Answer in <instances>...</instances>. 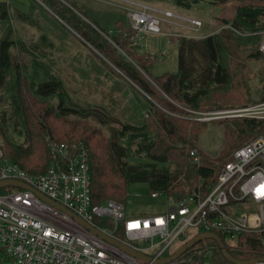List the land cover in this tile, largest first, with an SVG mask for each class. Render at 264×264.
Returning <instances> with one entry per match:
<instances>
[{
    "label": "trees",
    "instance_id": "1",
    "mask_svg": "<svg viewBox=\"0 0 264 264\" xmlns=\"http://www.w3.org/2000/svg\"><path fill=\"white\" fill-rule=\"evenodd\" d=\"M142 1L170 2L183 9L204 1L214 6L237 1L236 17L231 24L242 34L232 29L226 30L227 34L216 32L203 38L178 35V71L155 74L153 65L144 64V54L128 47L132 48L136 31L128 23L124 11H99L92 5L82 8L83 3L75 0L77 8L89 19L85 23L58 8L57 0L20 1L25 8H13L8 1L0 2V133L10 157L5 154L29 173L42 174L51 162L48 139L85 142L90 150L92 198L96 203L109 200L123 203L128 185L137 181L146 182L152 190L181 196L198 191L201 185L197 187L195 182L201 178L204 185L201 191L205 192L206 187L216 181L221 166L215 169L211 164H198L190 156L194 148L201 156L195 138L201 134L205 123L192 119L189 110L207 112L210 106L212 108L216 93L226 89L235 74L244 78L245 66L239 61L242 45L252 50V55L263 57L259 51L262 41L259 33L264 30V0ZM91 25V31L84 28ZM16 26L30 30L33 27L39 34L23 37L14 31ZM74 30L82 39L77 40L71 34ZM101 35L112 36L129 55L141 56L137 59L138 65L153 78L152 81L126 57L123 56L125 62L113 57L108 47L101 43ZM77 43L86 47V51L77 49L72 58L86 63L87 68L80 66V69L87 72L84 78L88 77V86L92 79L106 86L101 96L108 101L105 105L74 102L64 76L56 67V53L61 51L66 56L77 48ZM16 50L24 56L29 55L30 59H18ZM144 59L158 61L156 56ZM118 95L129 102L128 109L120 115L116 111L123 105L116 99ZM52 100L57 104H51ZM53 116L62 123H56ZM237 120L226 131L230 150L237 149L239 141L245 144L244 138L261 126L252 118ZM113 124L118 128H107L109 134L101 129ZM228 154L220 161L228 158ZM136 158L150 162L143 166L132 165L130 160ZM222 241L225 243L223 238ZM240 242L243 245V239ZM252 242L253 253L233 250L228 243L225 245L230 254L240 260L264 256L263 244ZM203 246L214 264H235L224 257L213 239L201 240L183 256L194 252L190 258L195 260L197 250ZM247 253L253 255L249 257Z\"/></svg>",
    "mask_w": 264,
    "mask_h": 264
},
{
    "label": "built area",
    "instance_id": "2",
    "mask_svg": "<svg viewBox=\"0 0 264 264\" xmlns=\"http://www.w3.org/2000/svg\"><path fill=\"white\" fill-rule=\"evenodd\" d=\"M122 2L136 31L133 43L143 36L166 34L176 44V36H196L204 26L199 20L148 2ZM166 22L184 32L166 31ZM259 35L263 39L259 51L264 58V30ZM155 54L162 59L169 50ZM189 113L200 122L252 118L261 126L249 142L237 147L223 162L216 181L205 192L199 188L178 196L152 190L151 198L165 197L170 206L165 213L149 216H128L125 202H93L90 150L83 141L48 139L51 162L45 173L35 175L7 157L0 144V181H22L32 188L0 187V264H160L159 260L174 254L196 235L211 232L233 249L240 247L241 239L248 251H255V240L264 246V101ZM190 156L196 163L202 162L198 149L194 148ZM123 246L151 260L135 256ZM204 246L197 250L195 264L207 252ZM182 257L165 264H193ZM255 264H264V260Z\"/></svg>",
    "mask_w": 264,
    "mask_h": 264
},
{
    "label": "rangeland",
    "instance_id": "3",
    "mask_svg": "<svg viewBox=\"0 0 264 264\" xmlns=\"http://www.w3.org/2000/svg\"><path fill=\"white\" fill-rule=\"evenodd\" d=\"M1 1L10 2L13 8H15V6L19 8H25L23 4H21L20 2V1L25 2V0H0V2ZM79 1L83 3L81 6L82 8L88 5H92L93 8L99 11L115 10V11L125 12V8H124L125 5L122 2V0H79ZM135 1H142V0H135ZM148 3L158 9L169 10L171 12L184 16L188 19L192 18L201 21L202 24L204 25L201 31L196 36L187 35L189 36L187 38H191V37L203 38L209 34L216 32L227 34L229 32H226V30H232L231 28H233V25L231 23L234 21L236 17L235 8L237 5V1L229 2L221 6L220 5L214 6L204 1V3L193 5L190 9L180 8L176 4L174 5L173 3L170 2L160 3L156 1H151ZM57 7L58 8L60 7L62 11H66L67 15H69L70 17L76 16L75 20L82 19L85 23L86 22L88 23L89 21V19L79 10V8H77L75 4V0H57ZM126 17L128 23L131 24L128 14ZM164 26H165L164 29L168 32H173L178 34L184 32L181 28L177 30V27L175 28V25L172 23L166 22ZM84 28L88 31H91L92 25L89 28L88 27L87 28L84 27ZM14 31L17 32V34H20L26 38H30L31 35L36 36L35 33H38V31L35 30L33 27L30 30L28 28L24 29V27L18 28L16 26V28H14ZM71 34L75 36L77 40L82 39L80 38L78 32H76L75 30L71 32ZM99 39L101 43H104L108 47L113 57H116L117 59L120 58L121 61H124V57H126V59L130 61L131 64H134L136 67L139 68V70L145 75L147 79L152 81L153 78L147 76L144 73V71L140 69L138 65L137 59L141 58V56L137 54H134V56H132L133 53H131L132 55H129L126 52L125 48L121 44H118V42H116L113 39V37L110 35H104L102 36V38ZM172 41L170 40L169 36L166 34L147 35L140 38V40L137 39L138 43L134 42L133 45L131 44L132 48L129 45L128 47L130 49H133L132 51L134 52L136 50L139 54L141 55L144 54L143 57L144 64H146L147 66L153 65V70L155 74H163L165 72L176 73L178 71L177 69L179 65V55H178L179 43L173 44ZM123 42L125 41L123 40ZM76 45L77 48L72 50L66 56H63V54H61V51L56 53L55 55L57 60L56 67L59 73H62V75L64 76L65 86L67 87L70 96L72 97L74 102H79L81 104H87L89 102H93L96 104L105 105L108 101L104 100L101 96L103 95V91L105 90L106 86H104L102 82H98L94 79L90 81L92 84L88 86V83L86 81L88 77L84 78V73L87 74V72L82 71L80 69V66L83 68H87L86 63L74 60V58H72V56L75 55L77 49L80 51H86V47L82 46L80 43H77ZM90 48L94 49L93 47ZM163 50H169V54L165 58L160 59L158 54H156L157 55L156 56L155 53H162ZM251 52L252 50L246 48L243 45L241 46L239 50V53L241 54V59H239V61L242 65L245 66L244 69L245 76L244 78H239V76H237L238 74H235L232 81L230 82L231 84L226 89L216 93L215 101L212 102V108L211 106L209 107L210 110L236 108V106H243V105L250 106L251 104L264 101V58L260 56L259 57L254 56L251 54ZM15 53L18 59H23V57L26 59H30L29 55L24 56V54H20V50H16ZM149 56H153V57L156 56L158 58V61L151 62L150 60L144 59L145 57H149ZM237 71L239 73L240 71L239 68ZM116 99L119 102L121 101L123 105V108L121 106L120 111H116V114L117 115L123 114V112L121 111H123L124 109L125 110L128 109L126 108V106L128 105L129 102L128 100H124L125 97H123L122 95H118ZM49 102L51 104H57L56 101L54 100ZM217 105H220L222 107H219ZM210 110L207 109V111ZM57 118L58 117L53 116V120L56 123H62V120ZM70 119L75 121V119H73L72 117ZM238 120L222 119V120L202 122L205 123L203 124L205 125L204 126L205 128L202 130L201 134L197 138H195L197 142V146L200 148L202 152L201 156H203L204 158L202 160V163L211 164L213 167H215V169H218V167L221 166L223 162L231 158L232 156L231 154L235 149H231V150L229 149V143L226 141L227 140L226 131L227 128L230 127V125L234 124ZM92 124L94 127H99V125L96 123H92ZM112 127L118 128V125L113 124L108 127L107 126L104 128L102 127L101 129L105 130L104 131L105 134H109V130ZM107 128H109V130ZM258 131L259 128L255 129L250 133V135L244 138L245 143L250 141V139L254 137ZM241 142L243 141H239L237 145L238 146L242 145ZM0 144L4 148V151L7 153L5 147V138L1 133H0ZM237 145L236 147H238ZM226 153H229L228 158H225L223 159V161H220V158L223 157V155H225ZM148 162L150 161L145 158L142 159L136 158L130 160V163L135 166L136 165L143 166ZM159 167H164V166L159 165ZM195 184L197 187H199L201 184H203V179L198 178ZM128 187H129L128 192L124 199L126 205V213L128 216L131 217L149 216L152 214H161L167 212L170 203L167 201L165 197L151 198L150 194L152 188H150L146 182L137 181L136 183L129 184ZM190 187L191 186H189L187 189L188 190L191 189ZM202 187H204V185L200 186V188ZM195 189L196 188H194V190ZM240 249H243L244 251L247 252H252L244 249L243 245H240L238 249H233V250H240ZM261 249L262 246L259 247V250ZM193 254L195 253L193 252L190 256H188L189 258H187L186 255L182 258L191 259L190 257ZM210 255L211 254L208 253V251L201 254V256H199L201 261L198 262L197 264H214L213 259L210 258ZM247 255H249L250 257V255L253 254L247 253ZM203 256L205 257L203 258ZM196 258L198 259L197 256ZM197 259L191 260L193 261V264H195L194 262H197Z\"/></svg>",
    "mask_w": 264,
    "mask_h": 264
},
{
    "label": "water",
    "instance_id": "4",
    "mask_svg": "<svg viewBox=\"0 0 264 264\" xmlns=\"http://www.w3.org/2000/svg\"><path fill=\"white\" fill-rule=\"evenodd\" d=\"M6 185H13V186H17V187H23L26 189H32L29 185H27L26 183L22 182V181H15V180H6V181H0V187H4ZM40 195L42 197H44L45 199H47L43 194L40 193ZM48 200V199H47ZM51 201L52 203H54L52 200H48ZM94 231L99 232L98 230L94 229ZM112 242L119 244L118 242H116L115 240L109 238ZM204 239H213L215 240L216 243L219 244V247L222 250V253L224 255V257H227V259L235 264H255V262L260 261V260H264V256H258L252 259H237L236 257H233L232 254H230V252L228 251L225 243H223L222 239L220 238L219 235H217L214 232L211 233H205L203 235H196L195 238L189 240L188 242L184 243V245H182V247L176 251L174 254L168 256L167 258H163L161 260L158 261V263L160 264H165L168 263L170 261L173 260H177V258H179L180 256H182V254L184 252H186L188 249L194 247L197 245L198 242H200L201 240ZM125 247V249H127L129 252H131L132 254H134L135 256H140L141 258L150 261L151 259L148 256H145L143 254H138L137 252H135L133 249L127 247V246H123V248Z\"/></svg>",
    "mask_w": 264,
    "mask_h": 264
}]
</instances>
